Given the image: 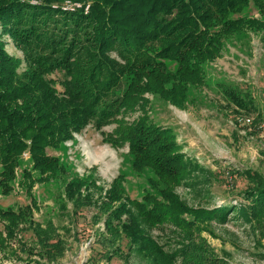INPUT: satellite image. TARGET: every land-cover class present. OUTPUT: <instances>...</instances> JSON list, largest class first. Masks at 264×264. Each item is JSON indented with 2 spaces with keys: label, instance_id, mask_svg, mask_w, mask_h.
Wrapping results in <instances>:
<instances>
[{
  "label": "trees",
  "instance_id": "obj_1",
  "mask_svg": "<svg viewBox=\"0 0 264 264\" xmlns=\"http://www.w3.org/2000/svg\"><path fill=\"white\" fill-rule=\"evenodd\" d=\"M32 1L39 4H32ZM68 1L79 7L65 11L52 7L53 0H0L2 194L11 193L10 182L15 179V170L26 150L31 155L33 169L41 175L39 182L56 178L63 166L58 158L47 155L46 150L71 140L72 133L80 131L88 118L96 116L104 121L112 117L118 110L119 96L126 102H139L146 93L156 94L174 106L184 107L187 85H203L202 64L220 55L224 38L244 27H264V20L230 17L252 5L264 18V0ZM7 35L31 63L21 75L18 74L20 60L6 51L4 37ZM64 36H71L72 42L67 44ZM79 36H86L87 42L84 51L87 60L83 64L69 60L75 54L73 51L78 50V44L82 45ZM31 47H38L44 53L51 51V55L30 56ZM113 47L122 52L123 63L108 56ZM166 61L176 63L174 72L168 70ZM56 69L64 70L74 80L73 88L68 89L69 98H61L47 79ZM229 97L237 100L230 94ZM103 141L112 145L128 142L134 169L140 172L149 167L164 184L160 188L154 183L160 198L147 193L142 201L129 200L137 216L150 226L172 224L188 239V244L182 243L176 252L165 254L162 247L147 236L135 238L139 230L134 228V215L128 216V224H112L118 214H130L122 206L105 222L110 239L107 234L100 235L97 242L102 247L112 246L122 228L134 243L141 241L140 251H145L147 256L156 255L155 261L159 264H175L178 256L182 258L181 264H225L206 248L202 239L194 244L196 236L192 235L193 230L210 220L226 223L234 212L252 225L259 240H264V178L260 174L246 172L249 186L239 194L246 204L236 207L229 203L210 211L193 209L173 194L174 186L191 172V163L177 153L170 129L141 118L133 125L116 129L112 138L104 134ZM35 180L30 173L24 172L23 185L27 191L32 189ZM72 191L68 195L71 196ZM74 206L81 209L86 205L81 198L74 199ZM26 215H30L28 210L0 209V223L8 239H16L15 227L26 221ZM29 225L46 254V264H54V260L66 251L64 243L56 237L49 223L45 227L32 222ZM1 232L0 248L3 249L6 244ZM104 257L107 263L111 261V253Z\"/></svg>",
  "mask_w": 264,
  "mask_h": 264
},
{
  "label": "rangeland",
  "instance_id": "obj_2",
  "mask_svg": "<svg viewBox=\"0 0 264 264\" xmlns=\"http://www.w3.org/2000/svg\"><path fill=\"white\" fill-rule=\"evenodd\" d=\"M31 3L39 4L37 1ZM52 7L73 11L79 5L68 0H53ZM230 17L264 20L252 5ZM85 38L79 39L82 45L78 44V50L73 51L75 54L70 62L78 60L83 64L87 60ZM4 40L6 51L20 60L18 74L21 75L31 63L8 35ZM64 40L70 44L73 39L64 36ZM31 50L30 56L51 55V51L44 53L38 47H31ZM108 56L123 63V54L116 47ZM165 63L168 70H176V63ZM202 70L204 83L187 85L184 107L174 106L156 94L146 93L139 102H126L119 96L118 110L112 117L104 121L96 116L88 118L80 131L72 133L71 140L46 150L47 155L58 158L63 166V171L49 182L38 181L41 175L33 169L29 151H24L15 170V179L10 182L11 193L5 195L0 191V209L28 210L30 215L15 227L16 239H8L0 223L6 244L0 248V264L48 262L30 222L43 227L49 223L56 237L64 243L66 251L54 260V264H157L156 255L147 256L145 251H140L141 241L137 243L134 239V243L122 228L112 246L102 247L97 242L102 234L110 239L105 222L122 206L130 214H118L112 224H128V216L134 215V228L139 230L135 238L147 236L162 247L165 254L176 252L182 243L188 244V239L172 224L150 226L137 216L129 200L142 201L147 193L160 198L154 183L160 188L164 184L151 168L140 172L134 169L128 142L112 145L103 141L104 134L112 138L116 129L133 125L141 118L170 129L177 153L191 163L186 179L173 185V194L180 202L189 208L208 211L229 203L236 207L246 204L239 196L249 186L246 172H256L264 178V27L249 26L231 32L224 38L220 55L202 64ZM73 71L77 72L76 65ZM47 79L61 98H69L68 89L74 85L70 75L56 69ZM127 83H124L123 92ZM24 172L36 179L30 191L23 185ZM71 191L72 197L68 195ZM81 198L86 206L76 209L74 199ZM192 236H196L194 244L202 239L206 248L225 264H264V240H259L252 225L235 212L224 224L214 219L200 225L198 230H193ZM106 253H111L108 263L104 257ZM175 262L181 264L182 258L176 257Z\"/></svg>",
  "mask_w": 264,
  "mask_h": 264
}]
</instances>
